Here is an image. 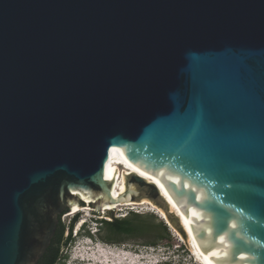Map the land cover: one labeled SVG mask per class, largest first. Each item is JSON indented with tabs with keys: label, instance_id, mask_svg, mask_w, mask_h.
<instances>
[{
	"label": "water",
	"instance_id": "water-1",
	"mask_svg": "<svg viewBox=\"0 0 264 264\" xmlns=\"http://www.w3.org/2000/svg\"><path fill=\"white\" fill-rule=\"evenodd\" d=\"M130 162L156 181L114 197ZM86 198L264 264V0H0V264H37Z\"/></svg>",
	"mask_w": 264,
	"mask_h": 264
},
{
	"label": "rangeland",
	"instance_id": "rangeland-1",
	"mask_svg": "<svg viewBox=\"0 0 264 264\" xmlns=\"http://www.w3.org/2000/svg\"><path fill=\"white\" fill-rule=\"evenodd\" d=\"M87 207L88 206L85 204L84 207L79 208ZM128 208L121 207L111 211V213L116 218L125 217L128 213H138L143 215L142 217H152L157 221H162L154 212H147L146 209L141 210L143 208L140 209L137 207H134L132 210L130 207ZM82 211L83 213L79 214L80 218L83 220L89 219L90 215L87 214L89 211ZM106 213H100V215L104 216L105 219L110 220L106 217ZM90 214L92 213L90 212ZM90 217H92V215ZM95 217L98 218L99 216L97 215ZM93 227L95 229V225H93ZM75 229L76 228L73 229V232ZM169 233L171 239L168 241H162L156 247H143L134 244L109 246L100 243L96 236L88 239L87 236H85L86 234L83 233V230L80 229L76 237H74V242L70 247L64 249L62 253L66 258L62 260L61 263L59 262L57 264H83L79 261L81 257L93 259V263L90 264H160L164 260H168L172 264H198L191 256L189 248L171 231ZM101 258H103L104 261H102Z\"/></svg>",
	"mask_w": 264,
	"mask_h": 264
},
{
	"label": "trees",
	"instance_id": "trees-1",
	"mask_svg": "<svg viewBox=\"0 0 264 264\" xmlns=\"http://www.w3.org/2000/svg\"><path fill=\"white\" fill-rule=\"evenodd\" d=\"M80 205L83 204L80 203ZM67 211L68 209H65L58 216L54 235L37 264H57L66 258L62 253L74 242L73 229L80 218L79 215H75L70 218L67 225H64L61 222V217ZM95 214L99 217L94 220V233L85 230V227L82 230L88 238L96 236L99 242L105 244H134L143 247H156L162 241L171 239L168 226L163 221H157L152 217H142L143 215L138 213H128L125 217L116 218L111 212H107L106 217L110 219L107 220L99 212L95 211Z\"/></svg>",
	"mask_w": 264,
	"mask_h": 264
},
{
	"label": "bare ground",
	"instance_id": "bare-ground-1",
	"mask_svg": "<svg viewBox=\"0 0 264 264\" xmlns=\"http://www.w3.org/2000/svg\"><path fill=\"white\" fill-rule=\"evenodd\" d=\"M129 172L131 173H137L140 176L144 177V179L146 181H156V179H154L153 177H151L148 174H145L144 172L140 171L136 165H134L133 163H129L128 165H126L123 169H121L117 174H115L111 179H109L110 181H112L113 185V196L117 197L120 193H122L124 191V175L128 174ZM154 183V182H153ZM170 198V197H169ZM171 200V209L172 211H178L180 213V209L179 207ZM89 199L86 198L85 199V204L86 206H88L87 208H79V207H84L83 206H79L74 210L73 214H76L78 212H82V210L84 211H93V209L90 208V206L88 205ZM121 207H130L131 210L134 209V207L137 208H143L141 210H147V212H154L158 217H160V219L168 226L169 230L182 242L184 243L190 250V254L191 256L194 258L195 262L198 264H218L215 260L212 261L213 258L216 257H224L225 255L222 253V251H220V248H218L217 251L215 252H211V253H203L197 242L194 239L193 233L191 231L190 228V223L188 221V219H186L185 217H183V215H181V220L184 223V227L186 229V235L185 238L183 239L170 225L167 216L157 207H155L151 202L144 200L141 203H130V204H126V205H119V206H110L109 209L111 211L116 210L118 208ZM129 209V208H128ZM81 210V211H78ZM139 210V209H138ZM89 212L87 214H89ZM197 212L194 211V213L192 214V219L193 221H202V218L199 217L198 214H196ZM86 214V215H87ZM99 263V262H98ZM125 264V263H124Z\"/></svg>",
	"mask_w": 264,
	"mask_h": 264
},
{
	"label": "clouds",
	"instance_id": "clouds-1",
	"mask_svg": "<svg viewBox=\"0 0 264 264\" xmlns=\"http://www.w3.org/2000/svg\"><path fill=\"white\" fill-rule=\"evenodd\" d=\"M90 212L92 214H90ZM90 212H89V215L90 216L92 215V217L89 216V219H87V220H85V219L83 220V219L79 218V220L76 222L74 228H76L75 230L77 231V233L75 234L73 232L74 233L73 234V237H76V235L78 234V231H80V229H82L83 227H85V229H87V230H90L91 233H94V231H95V229L93 227V225H95L94 220L95 219H98V218L95 217L97 215L95 214V210L94 209H93V211H90ZM75 215H79V214L76 213V214H74V216ZM88 239H90V238H88ZM100 243H102V242H100ZM103 244H105V243H103ZM106 245H109V246H117V245H110V244H106ZM160 264H172V263L170 261H168V260H164Z\"/></svg>",
	"mask_w": 264,
	"mask_h": 264
},
{
	"label": "built area",
	"instance_id": "built-area-1",
	"mask_svg": "<svg viewBox=\"0 0 264 264\" xmlns=\"http://www.w3.org/2000/svg\"><path fill=\"white\" fill-rule=\"evenodd\" d=\"M73 216H74V214H73ZM73 216H72V217H73ZM74 233L76 234V233H77V231L75 230V231H74Z\"/></svg>",
	"mask_w": 264,
	"mask_h": 264
},
{
	"label": "flooded vegetation",
	"instance_id": "flooded-vegetation-1",
	"mask_svg": "<svg viewBox=\"0 0 264 264\" xmlns=\"http://www.w3.org/2000/svg\"><path fill=\"white\" fill-rule=\"evenodd\" d=\"M69 211H67L66 213H68Z\"/></svg>",
	"mask_w": 264,
	"mask_h": 264
}]
</instances>
